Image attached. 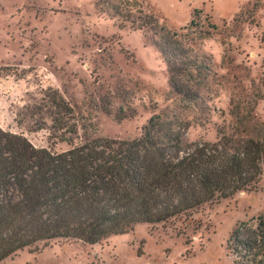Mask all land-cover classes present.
I'll return each instance as SVG.
<instances>
[{
    "label": "rangeland",
    "instance_id": "1",
    "mask_svg": "<svg viewBox=\"0 0 264 264\" xmlns=\"http://www.w3.org/2000/svg\"><path fill=\"white\" fill-rule=\"evenodd\" d=\"M48 89L73 112L76 135L65 141L39 110ZM155 116L186 146L264 135V0H0L3 131L60 152L137 140ZM258 217L264 178L186 222L95 245L50 241L1 264H247L234 232Z\"/></svg>",
    "mask_w": 264,
    "mask_h": 264
},
{
    "label": "trees",
    "instance_id": "2",
    "mask_svg": "<svg viewBox=\"0 0 264 264\" xmlns=\"http://www.w3.org/2000/svg\"><path fill=\"white\" fill-rule=\"evenodd\" d=\"M39 110L49 116L52 139L76 135L60 93L45 91ZM222 140L183 145L155 116L137 140L94 139L54 152L0 128V264L50 241L95 245L138 225L186 222L206 205L257 190L264 135ZM233 239L247 264H264L251 259L264 261L262 217L253 230L237 229Z\"/></svg>",
    "mask_w": 264,
    "mask_h": 264
}]
</instances>
